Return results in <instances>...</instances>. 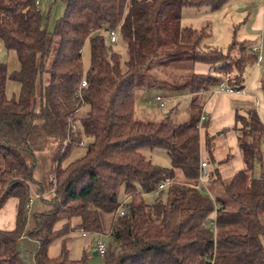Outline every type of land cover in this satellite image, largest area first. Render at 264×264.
Masks as SVG:
<instances>
[{
	"label": "trees",
	"instance_id": "obj_1",
	"mask_svg": "<svg viewBox=\"0 0 264 264\" xmlns=\"http://www.w3.org/2000/svg\"><path fill=\"white\" fill-rule=\"evenodd\" d=\"M64 1L65 12L49 33L37 0H0V37L18 55L21 68L11 77L22 85L19 99L7 96V65L0 62V209L17 199L15 227L0 229V264H24L17 241L26 232L36 154L51 139L59 143L53 196L45 200L51 207L34 215L29 232L39 242L35 264H87L86 257L72 259L65 244L58 256L49 255L54 241L76 229L98 238L108 234L104 264H264V174H253L255 162L263 160L264 121L255 108L237 110L233 126L223 129L236 132L244 161L229 182L205 119L207 162L214 165L207 182H220L224 196L196 188L205 93L226 76L230 86L243 89V72L260 55L244 43L224 52L206 43L202 30L183 25L185 7L217 11L226 0ZM112 29L126 44L124 67L110 43ZM88 40L91 63L84 71ZM196 63L214 71L190 69ZM153 68L179 78L159 83L169 84L171 94L163 95L171 99L190 96L186 121L178 120V107L168 120L136 118L141 93L156 79ZM83 79L87 84L80 87ZM85 105L89 110L81 116ZM77 123L91 141L83 156L63 167L83 140L73 132ZM148 147L164 149L171 166L148 159L142 152ZM166 177L176 182L156 192ZM151 192L158 197L149 203L144 196Z\"/></svg>",
	"mask_w": 264,
	"mask_h": 264
},
{
	"label": "rangeland",
	"instance_id": "obj_2",
	"mask_svg": "<svg viewBox=\"0 0 264 264\" xmlns=\"http://www.w3.org/2000/svg\"><path fill=\"white\" fill-rule=\"evenodd\" d=\"M39 4V10L42 12L44 16V23L49 31V33H53L59 18L65 12L66 3L64 0H37ZM258 11L262 12V19L260 26H256V22L258 19ZM191 14H201V16L205 15L202 9L193 8L190 12ZM195 18V17H194ZM187 19H190L189 17ZM209 21H206V28H209V33H211L210 37L205 40L206 43L212 44L213 47H216L224 52L229 49V47L233 43L241 44L244 43L249 47H256L258 49V53L261 55L262 62V70L259 75V83L264 81V0H226L221 9L217 10L214 15L209 17ZM186 22V21H185ZM184 23V22H183ZM211 28V29H210ZM201 30V29H198ZM117 41L110 42L112 44L113 49L118 52L121 56L122 67L125 66V61L128 57L127 48L125 42L120 38L119 33L117 31ZM237 51L233 52V57H237ZM0 62L5 63L7 65V74L8 79L6 83V94L9 98L19 99L21 96L22 85L19 81L13 79L11 75L19 71L21 68V63L19 61L18 55L14 49H7L2 38L0 37ZM91 63V47L89 40L86 41L83 48V64L84 71L88 70ZM210 66L196 63L193 69L196 72L208 73L210 71H214ZM255 65L250 64L246 66L245 71L243 72V78H250L253 74ZM153 74L156 78L155 80L149 81L148 87L141 93V97L137 103V111L136 118L143 119L146 121L149 120H168L174 116L175 107L179 108L180 114L178 115V120L180 122L187 120L186 108L190 104L191 98L190 96H182V97H174L165 107H160L155 100V96L159 94H171L169 89V84L164 86V84H160L159 81L166 80L168 83L173 79H179L175 73L171 72L168 69H159L153 68ZM262 74V75H261ZM229 76H226V80H228ZM158 82V83H157ZM154 84V85H152ZM260 91L261 85H260ZM262 99L264 101V93L262 92ZM254 106V103H252ZM239 111L245 112L249 108L247 107H238ZM240 108H242L240 110ZM89 110V106L85 105L80 110V115L85 116ZM264 110V107H263ZM208 117V114H207ZM209 118V117H208ZM213 119V116H212ZM216 123L215 119L210 122L211 133L214 135L213 139V153L217 160H224L220 166L219 170L223 173L224 182H229L233 173V166L236 164V160L234 161H226V157L228 156V152H230L231 147L228 143L229 136L224 134H217L220 130L215 131L214 124ZM213 126V127H212ZM77 133L79 131L82 133V141L83 145L74 146L69 155H67L61 162L62 166H66L77 158L83 156L87 150V145L90 143L91 138L86 136L83 133L82 127L80 123H77ZM201 133V146H202V157L207 159L208 154L205 147V132L203 129L200 131ZM217 132V133H216ZM59 143L56 140L51 139L48 142V145L44 151H40L36 154L37 164L34 171V182L31 185L30 191V199H35L34 203L31 205L28 211V221L26 224V232L23 236L25 239L18 241V251L22 255V262L24 264H30L28 261V257L35 260V252L33 251L32 243L30 241L37 242L36 239L29 236V232L34 229V215L36 213H41L50 209V205L47 203V199H50L53 196V193L50 191L45 195H42L41 186L42 184L46 187V191H48L50 187V182L52 180L54 168L56 165L55 158L59 154ZM262 151V161L257 160L255 162V167L253 174L255 177H261L264 174V139L261 146ZM143 154L151 159L154 163L159 164L164 167H170L171 161L167 154V152L162 148H144L142 149ZM1 166V165H0ZM214 168V165H210V170ZM207 187L209 191L216 196H224V188L220 182L209 183L207 182ZM38 196L37 198H35ZM121 199L125 198L124 191H121L120 194ZM145 199L147 202L152 203L155 199H157L158 194L155 192L145 194ZM106 224H108V215H106ZM82 230L76 229L71 232L69 236L64 240V238H59L54 241L49 248L50 257H56L61 253L63 245H66V248L69 250V255L72 259H81L86 257L87 264H104L106 256H101L100 254H95L97 252V238L98 235L95 233H88V237L82 236ZM103 239L108 244L109 237L108 234H103ZM19 240V239H18ZM39 243V242H38ZM31 256V257H30Z\"/></svg>",
	"mask_w": 264,
	"mask_h": 264
},
{
	"label": "crops",
	"instance_id": "obj_3",
	"mask_svg": "<svg viewBox=\"0 0 264 264\" xmlns=\"http://www.w3.org/2000/svg\"><path fill=\"white\" fill-rule=\"evenodd\" d=\"M202 9V11L205 13V15L201 16V14L190 12L193 10V8ZM216 11H211L210 7L208 5L204 6H187L184 8L183 11V18L182 23L183 25H187L196 29H201L203 33L205 34V40L210 37L211 33H209V28H206L205 25L206 21H209V17L215 14ZM258 19L256 22V26H260L261 19H262V12L258 11ZM190 19H187V18ZM195 17V18H194ZM186 21V22H185ZM211 29V28H210ZM210 45H212L210 43ZM252 50L256 49L258 52V49L256 47H250ZM261 56V55H259ZM263 59L261 57V61L259 63H254L255 67L253 70V74L250 76V78H243V84H244V91L241 93H228L224 91H217V85L211 87L210 91L205 93V103L203 106V113L206 115L207 121L209 123V131L211 132L210 122L215 119L216 123L214 124L215 131L220 130L217 134H224L226 133L228 138V143L231 147L230 152H228V155H231V161L236 160V164L233 166V173L239 171L240 169L244 168V161L242 158V152L240 150L238 139L236 132L234 130H229L226 132H223L224 128L232 127L235 121V113L237 110H239L240 107H247V108H255L258 113L260 114L261 118L264 121V101L262 99V92L260 91V85L262 83H259V75L260 71L262 70ZM210 69V67H209ZM262 75V74H261ZM226 81V80H224ZM264 93V92H263ZM254 106H250L253 105ZM242 108H240L241 110ZM242 111V110H241ZM247 111V110H246ZM245 111V112H246ZM208 114V117H207ZM213 116V119H212ZM213 127V126H212ZM204 131V130H203ZM201 133V132H200ZM202 159L206 160L202 157ZM210 170V167H209ZM180 176V175H179ZM53 193V190L48 189L47 192ZM42 194V195H45ZM35 200V199H34ZM16 203L17 199L12 197L7 200L5 205L0 209V229H13L16 225ZM34 203V201H33ZM32 203V204H33ZM82 236L83 232H82ZM84 237H88V234ZM25 239V237H20L18 241H21ZM17 241V246H18ZM32 245L33 251L38 249L39 243L38 241H30ZM18 250V248H17ZM19 252V251H18ZM96 254H98L96 252ZM20 258L22 260V255L20 254ZM31 257V256H30ZM35 259V258H34ZM28 261H30V264H35V260L33 261L32 257H28Z\"/></svg>",
	"mask_w": 264,
	"mask_h": 264
},
{
	"label": "built area",
	"instance_id": "obj_4",
	"mask_svg": "<svg viewBox=\"0 0 264 264\" xmlns=\"http://www.w3.org/2000/svg\"><path fill=\"white\" fill-rule=\"evenodd\" d=\"M117 29H112L110 30V39L112 42L117 41ZM256 51V49H254ZM261 61V56L258 57L257 63ZM87 84L86 80H82L80 87H83ZM217 91H224L228 93H241L244 91L243 89H236L235 87L230 86L226 81H222L217 85ZM156 102L160 107H165L168 105V103L171 101V97L163 95V94H158L155 97ZM206 119V115L202 113L200 120L197 124L199 130L201 131L203 129V122ZM73 132L77 134V128L76 126L73 127ZM69 141V140H68ZM83 145V142L80 143ZM210 177V170H209V164L206 160L202 159L200 162V168H199V176H198V182L196 184V188L199 189L200 191H205L210 193L208 187H207V179ZM176 181L170 177H166L157 187L156 192L162 189H166L170 185L174 184ZM36 196L35 198H37ZM34 199H30L29 202L27 203V207L30 208ZM125 212L123 210L120 211V215H124ZM216 214V213H215ZM211 224L216 227V221L215 218L213 221H211ZM83 235L86 236L87 232H83ZM97 252L101 256H106L107 254V244L105 240L100 236L97 240Z\"/></svg>",
	"mask_w": 264,
	"mask_h": 264
},
{
	"label": "water",
	"instance_id": "obj_5",
	"mask_svg": "<svg viewBox=\"0 0 264 264\" xmlns=\"http://www.w3.org/2000/svg\"><path fill=\"white\" fill-rule=\"evenodd\" d=\"M96 254V253H95Z\"/></svg>",
	"mask_w": 264,
	"mask_h": 264
}]
</instances>
